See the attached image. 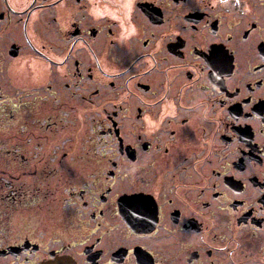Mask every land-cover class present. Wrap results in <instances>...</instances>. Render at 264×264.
<instances>
[{"label":"flooded vegetation","instance_id":"1","mask_svg":"<svg viewBox=\"0 0 264 264\" xmlns=\"http://www.w3.org/2000/svg\"><path fill=\"white\" fill-rule=\"evenodd\" d=\"M79 100L106 127L73 181L0 154V264H264V0H0V115Z\"/></svg>","mask_w":264,"mask_h":264},{"label":"rangeland","instance_id":"2","mask_svg":"<svg viewBox=\"0 0 264 264\" xmlns=\"http://www.w3.org/2000/svg\"><path fill=\"white\" fill-rule=\"evenodd\" d=\"M19 71V82L11 80L9 76L3 81L5 83L4 93L8 95V98H16V94L19 93L31 95L32 70L29 68L26 69V66L24 65V69ZM123 79L124 77H121L122 81ZM23 82L24 86L21 91L16 87H21L20 84ZM28 97L31 98V96ZM9 103L7 105H9ZM30 104L31 103H27V106L25 104L20 106L19 111L14 112V114L11 113L14 115L12 117H8V114L0 115V154L2 155V153H5L7 150L8 155L6 156L9 158L6 179L3 172L1 173L0 171V175L2 174L5 180L13 182L15 185H18L20 181L26 180L29 183V186H32L37 179L41 178L42 174L49 172L53 163L57 165L56 167L58 169L63 170L62 172H59L63 178L66 177L67 174H71L67 179L73 181L76 175L74 172L77 173L78 171H81L80 165L84 164L81 162L74 166L73 158L86 161L87 158L92 157L89 156L88 153L92 150L91 143L92 141L94 142V135L98 133L99 128L106 127V125L104 126V124H102L103 121L101 120L103 118L101 117L100 119L99 116H89L86 113L81 116L80 113H78L79 107L82 109L80 100L79 102H72L71 104L67 103L65 111H61L64 112L62 114H59L56 111L58 110L57 108H60L59 105L61 103L50 105L48 101H41L39 103L37 102L36 105ZM45 117L49 120L48 125L46 127H38V123H35L36 120L39 118L44 119ZM81 120L82 124L80 125ZM19 128H22L24 131H19ZM18 143L19 145H23H21V148L18 147L15 149V145ZM60 143L63 144V147H58ZM79 144L80 146L75 149ZM73 151L75 153L78 152L77 155H71ZM64 152L66 156H64ZM21 154H23V157L20 156ZM67 158H71V160H68ZM36 159L38 162H35ZM59 159H61V162ZM1 163H3V159L1 162L0 157V170L2 169ZM61 164L65 165V168L60 167ZM13 172H15V175H11ZM50 177L47 178L51 179ZM48 183L49 182L45 181L42 182V185L48 186ZM56 184L58 188V182H56ZM17 204L20 206L19 209H22L21 206L24 205H27L30 209L29 212L10 210L9 215L11 219L7 216V220L13 222L12 224L19 221V216H24L23 222L25 223V220L29 219L30 215V218L36 221L32 223H37L35 226L36 228L38 227L40 238L42 240L44 238H49L53 234H61V237L66 236L67 232H64V229L60 226L66 225V223L62 221L65 219V213H55L54 220L55 223L56 221L58 222L56 225L53 221L38 218V214L39 217L44 214L39 211L33 203L22 202ZM54 207L56 211L59 210V204L56 201ZM36 211L38 214L35 216L32 215L33 213H36ZM106 222L108 224L109 221L106 219ZM110 233H113V231H110ZM46 245H48L47 247H50L52 246V242L50 241Z\"/></svg>","mask_w":264,"mask_h":264},{"label":"water","instance_id":"3","mask_svg":"<svg viewBox=\"0 0 264 264\" xmlns=\"http://www.w3.org/2000/svg\"><path fill=\"white\" fill-rule=\"evenodd\" d=\"M44 264H69L68 262H58V261H52V262H46Z\"/></svg>","mask_w":264,"mask_h":264}]
</instances>
